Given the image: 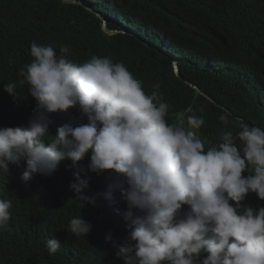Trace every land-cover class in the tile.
I'll list each match as a JSON object with an SVG mask.
<instances>
[{"label": "trees", "instance_id": "1", "mask_svg": "<svg viewBox=\"0 0 264 264\" xmlns=\"http://www.w3.org/2000/svg\"><path fill=\"white\" fill-rule=\"evenodd\" d=\"M77 1L83 5L0 0V127H26L33 116L36 101L27 85L19 84V69L32 61L35 41L52 45L57 56L76 63L93 55L123 63L147 94L158 84L169 124L184 121L187 128L188 115L203 117L197 135L205 150L219 142L221 133L240 131V121L264 128V0ZM96 12L117 33L106 35ZM61 47L68 52L61 54ZM171 58L177 60L180 77ZM12 82L17 83L15 101L4 91V84ZM221 115H227V123ZM49 116L52 136L59 126L88 122L78 106ZM89 161L90 153L79 164L87 167ZM71 163L65 159L52 175L36 174L28 181L22 179L23 162L0 173V198L12 202L8 228L0 229V264H124L113 247L128 233L120 190H114L111 201L96 196L95 204L82 207L69 190ZM89 176L88 196L105 193L109 184L122 180L113 170ZM241 205L259 209L264 200L249 192ZM190 211L184 205L181 215ZM78 215L92 225L87 236L68 230ZM109 233L112 240L106 242ZM51 238L61 243L54 255L46 248Z\"/></svg>", "mask_w": 264, "mask_h": 264}, {"label": "clouds", "instance_id": "2", "mask_svg": "<svg viewBox=\"0 0 264 264\" xmlns=\"http://www.w3.org/2000/svg\"><path fill=\"white\" fill-rule=\"evenodd\" d=\"M30 56L19 69V84L27 85L36 106L26 127H0V173L23 162L22 179L28 181L36 174L52 175L69 159V190L82 207L95 204L96 196L111 201L119 189L128 233L113 247L124 264H264V207L241 205L249 192L264 200V128L240 121V131L221 133L205 150L197 135L203 117L188 115L187 128L184 121L169 124L160 86L147 94L123 63L96 55L76 63L35 41ZM16 88V82L4 84L14 101ZM77 106L88 122L59 126L50 135L49 114ZM220 120L227 123V115ZM89 153L87 167L80 165ZM106 170L122 180L105 193L85 195L89 173ZM184 205L191 211L181 215ZM11 207L10 199L0 198L2 230L8 228ZM91 228L81 215L68 226L77 237ZM105 240H112L110 233ZM60 247L57 238L46 242L49 255Z\"/></svg>", "mask_w": 264, "mask_h": 264}, {"label": "water", "instance_id": "3", "mask_svg": "<svg viewBox=\"0 0 264 264\" xmlns=\"http://www.w3.org/2000/svg\"><path fill=\"white\" fill-rule=\"evenodd\" d=\"M59 1H61L62 3H64V4H78V5H83L81 2H79V1H77V0H59ZM85 8L86 9H88L89 11H91V12H93V10L91 9V8H89V7H86L85 6ZM96 14H97V16L99 17V19H101L102 20V22H103V24H102V29H103V31H104V33H108V32H114V33H116V31H112L111 29H109V28H107V26H106V24H105V21H103L104 20V18L99 14V13H97L96 12ZM172 59V62H173V66H174V70H175V74L178 76V77H180V70H179V67H178V64H177V60L176 59H174V58H171ZM191 85V84H190ZM199 94H202V95H204L197 87H195V86H193V85H191ZM209 100H210V98L209 97H207Z\"/></svg>", "mask_w": 264, "mask_h": 264}, {"label": "rangeland", "instance_id": "4", "mask_svg": "<svg viewBox=\"0 0 264 264\" xmlns=\"http://www.w3.org/2000/svg\"><path fill=\"white\" fill-rule=\"evenodd\" d=\"M103 21H105V24H106V26H107V22H106V20H103ZM107 28H109L108 26H107ZM110 29V28H109ZM103 30V29H102ZM112 30V29H111ZM112 31H116V30H112ZM104 32V31H103ZM116 33H117V31H116ZM106 34V33H105ZM112 34H115L114 32H108L106 35H112Z\"/></svg>", "mask_w": 264, "mask_h": 264}]
</instances>
